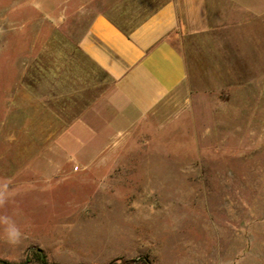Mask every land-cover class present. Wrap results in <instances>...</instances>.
<instances>
[{
    "label": "rangeland",
    "instance_id": "obj_1",
    "mask_svg": "<svg viewBox=\"0 0 264 264\" xmlns=\"http://www.w3.org/2000/svg\"><path fill=\"white\" fill-rule=\"evenodd\" d=\"M96 1L0 0V215L24 232L0 264H264V73L208 49L151 113L121 110L79 51Z\"/></svg>",
    "mask_w": 264,
    "mask_h": 264
},
{
    "label": "crops",
    "instance_id": "obj_2",
    "mask_svg": "<svg viewBox=\"0 0 264 264\" xmlns=\"http://www.w3.org/2000/svg\"><path fill=\"white\" fill-rule=\"evenodd\" d=\"M96 2L79 51L114 83L121 110L151 113L195 80L208 49L212 58L224 48L240 49L243 70L264 73V0Z\"/></svg>",
    "mask_w": 264,
    "mask_h": 264
},
{
    "label": "clouds",
    "instance_id": "obj_3",
    "mask_svg": "<svg viewBox=\"0 0 264 264\" xmlns=\"http://www.w3.org/2000/svg\"><path fill=\"white\" fill-rule=\"evenodd\" d=\"M9 199L8 189H0V208H6ZM0 221L3 222L2 226H0V239L11 246L19 245L24 238V232L15 217L5 213L0 215Z\"/></svg>",
    "mask_w": 264,
    "mask_h": 264
},
{
    "label": "water",
    "instance_id": "obj_4",
    "mask_svg": "<svg viewBox=\"0 0 264 264\" xmlns=\"http://www.w3.org/2000/svg\"><path fill=\"white\" fill-rule=\"evenodd\" d=\"M29 262V255L27 256V259H26V263L25 264H28Z\"/></svg>",
    "mask_w": 264,
    "mask_h": 264
},
{
    "label": "trees",
    "instance_id": "obj_5",
    "mask_svg": "<svg viewBox=\"0 0 264 264\" xmlns=\"http://www.w3.org/2000/svg\"><path fill=\"white\" fill-rule=\"evenodd\" d=\"M41 259H42L43 264H47L43 257Z\"/></svg>",
    "mask_w": 264,
    "mask_h": 264
}]
</instances>
